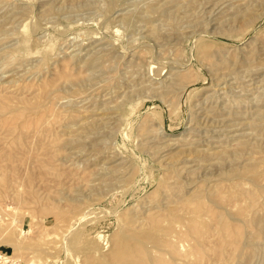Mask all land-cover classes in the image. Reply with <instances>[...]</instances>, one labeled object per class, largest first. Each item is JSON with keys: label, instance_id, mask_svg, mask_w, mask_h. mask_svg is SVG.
Listing matches in <instances>:
<instances>
[{"label": "rangeland", "instance_id": "rangeland-1", "mask_svg": "<svg viewBox=\"0 0 264 264\" xmlns=\"http://www.w3.org/2000/svg\"><path fill=\"white\" fill-rule=\"evenodd\" d=\"M0 253L264 264V0H0Z\"/></svg>", "mask_w": 264, "mask_h": 264}, {"label": "built area", "instance_id": "built-area-1", "mask_svg": "<svg viewBox=\"0 0 264 264\" xmlns=\"http://www.w3.org/2000/svg\"><path fill=\"white\" fill-rule=\"evenodd\" d=\"M2 254L3 253H0V264L7 263V262L11 261V259H10L11 257L7 258L8 261H5ZM6 256H8V255H6Z\"/></svg>", "mask_w": 264, "mask_h": 264}, {"label": "bare ground", "instance_id": "bare-ground-1", "mask_svg": "<svg viewBox=\"0 0 264 264\" xmlns=\"http://www.w3.org/2000/svg\"><path fill=\"white\" fill-rule=\"evenodd\" d=\"M172 72H173V70H172ZM174 74V73H173ZM172 81V80H171ZM170 82V81H169ZM175 86V85H174ZM179 86V85H178ZM3 258H4V260L6 261L7 260V258H8V256H6V255H3Z\"/></svg>", "mask_w": 264, "mask_h": 264}]
</instances>
